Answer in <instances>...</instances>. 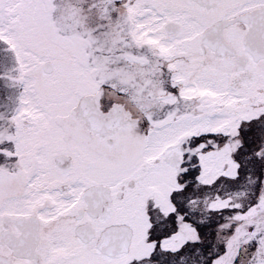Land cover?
Masks as SVG:
<instances>
[{
  "label": "snow or ice",
  "instance_id": "obj_1",
  "mask_svg": "<svg viewBox=\"0 0 264 264\" xmlns=\"http://www.w3.org/2000/svg\"><path fill=\"white\" fill-rule=\"evenodd\" d=\"M0 264H264V0H0Z\"/></svg>",
  "mask_w": 264,
  "mask_h": 264
}]
</instances>
